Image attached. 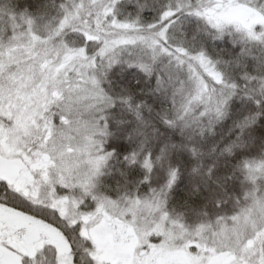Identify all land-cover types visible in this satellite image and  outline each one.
I'll use <instances>...</instances> for the list:
<instances>
[{
	"label": "snow or ice",
	"instance_id": "1",
	"mask_svg": "<svg viewBox=\"0 0 264 264\" xmlns=\"http://www.w3.org/2000/svg\"><path fill=\"white\" fill-rule=\"evenodd\" d=\"M0 264H264V0H0Z\"/></svg>",
	"mask_w": 264,
	"mask_h": 264
}]
</instances>
